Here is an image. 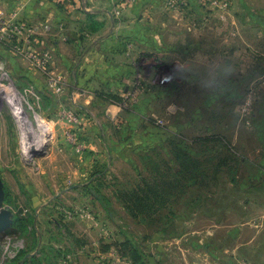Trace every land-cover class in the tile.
<instances>
[{"label":"rangeland","instance_id":"obj_1","mask_svg":"<svg viewBox=\"0 0 264 264\" xmlns=\"http://www.w3.org/2000/svg\"><path fill=\"white\" fill-rule=\"evenodd\" d=\"M161 4L129 17L139 29L112 81L80 76L84 50L66 49L48 64L63 79L56 94L41 68L0 48V177L14 220L0 264L27 253L57 264L71 250L72 264H134L125 241L142 264H229L220 238L264 219V0ZM146 181L168 189L157 208L132 196Z\"/></svg>","mask_w":264,"mask_h":264},{"label":"crops","instance_id":"obj_2","mask_svg":"<svg viewBox=\"0 0 264 264\" xmlns=\"http://www.w3.org/2000/svg\"><path fill=\"white\" fill-rule=\"evenodd\" d=\"M163 1L138 0L132 7L123 9L122 16L116 17L115 11L118 7H123L125 0H0V15L10 17L15 14L16 22L24 23L31 28V48L38 52L51 50L54 61L64 59L66 54L63 51L66 49H74L75 52L84 50L85 58L79 70L80 76L95 75L99 72L95 75L97 81H104L102 80L104 76L105 81H112L126 73V70H122L127 57L125 49L128 47L129 36L139 29L137 25L131 28L127 22L129 17L133 14L138 15V12L142 15V10L147 8L145 3H152L156 5L153 9L163 12L164 7L161 4ZM92 21L98 22L101 27L92 29ZM44 25L51 26L49 32H43ZM0 48L9 46L4 43ZM101 73L104 74L101 75L103 77H100ZM64 77L67 78L65 75ZM42 141L43 144L44 140ZM253 223L238 228L234 225L228 234L220 238L219 247L224 248L225 254L232 253L230 256L227 255L229 264H236L239 260H245L250 264H264V219ZM48 243L47 241L46 244ZM97 243L99 241L96 243L94 241L95 245ZM229 244H232L229 246L230 249L227 247ZM110 251L115 252L114 247L103 253L106 252L107 255ZM64 253L67 258L62 260L64 256H57V264L74 263L77 252L71 250ZM77 254H81V251L79 250ZM35 256L37 253L28 254L25 261Z\"/></svg>","mask_w":264,"mask_h":264},{"label":"built area","instance_id":"obj_3","mask_svg":"<svg viewBox=\"0 0 264 264\" xmlns=\"http://www.w3.org/2000/svg\"><path fill=\"white\" fill-rule=\"evenodd\" d=\"M138 0H125L123 7H118L115 11V16H122L123 9H127L136 4ZM16 15L5 16L4 14L0 15V44H6L10 49L15 50L18 53L24 55V57L31 64H35L43 70V76L46 77V82L49 84V90L53 91L56 94H61L63 92V79L60 76H54L48 71V64L51 60L54 59L53 52L47 50L45 52H38L32 47L31 43V28L24 23L16 22ZM51 26L44 25L43 32H49ZM28 49V51H22L23 49ZM4 97L8 98L10 101L13 100V95L11 90H3ZM105 264V263H102ZM113 264V263H112Z\"/></svg>","mask_w":264,"mask_h":264},{"label":"trees","instance_id":"obj_4","mask_svg":"<svg viewBox=\"0 0 264 264\" xmlns=\"http://www.w3.org/2000/svg\"><path fill=\"white\" fill-rule=\"evenodd\" d=\"M92 29L96 30L99 29L101 27V24H99L98 22H94L92 21ZM147 186L143 188V194L140 195V192H136L134 193L132 196H135V199L137 201V204H140V206L142 208H157L159 206L161 197H160V193H168V189H164V191H159L156 190L154 186H152L150 182L146 183ZM159 191V192H158ZM157 192L159 193L157 195ZM162 201V200H161ZM163 202H167L166 197L165 200ZM17 225V224H16ZM16 228V230L18 232H21L20 230H25L26 227L22 226L20 224L19 228H17L16 226H14ZM35 244H37L38 246V239L35 240ZM118 248H120V255L122 257L128 258L130 261H132L134 264H142L144 263V259H143V254L140 253L138 247L133 244L130 241H125L122 244L118 245ZM123 248L125 249L124 251ZM109 249V247L104 248V251H107ZM28 255V253L26 254ZM25 255V256H26ZM23 264H42V262L39 260V258H37L36 256L33 258H29L28 260H26Z\"/></svg>","mask_w":264,"mask_h":264},{"label":"water","instance_id":"obj_5","mask_svg":"<svg viewBox=\"0 0 264 264\" xmlns=\"http://www.w3.org/2000/svg\"><path fill=\"white\" fill-rule=\"evenodd\" d=\"M31 150L34 155L38 154L35 147H32ZM4 198H5L4 184L0 177V234H3L7 230L11 229L14 223L12 212L3 208Z\"/></svg>","mask_w":264,"mask_h":264},{"label":"bare ground","instance_id":"obj_6","mask_svg":"<svg viewBox=\"0 0 264 264\" xmlns=\"http://www.w3.org/2000/svg\"><path fill=\"white\" fill-rule=\"evenodd\" d=\"M31 136H32V134H31ZM28 137H29V139H31L30 136H28ZM28 137H27V138H28ZM32 140H33L34 145L37 144V146L40 147V144H39L38 140H35V139L33 138V136H32ZM36 150H37V152H38V151L40 152V150H38V149H36ZM32 155H34V154L32 153Z\"/></svg>","mask_w":264,"mask_h":264}]
</instances>
